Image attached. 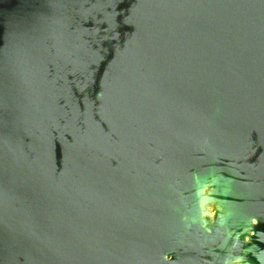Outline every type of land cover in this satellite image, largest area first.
<instances>
[{"label":"water","instance_id":"1","mask_svg":"<svg viewBox=\"0 0 264 264\" xmlns=\"http://www.w3.org/2000/svg\"><path fill=\"white\" fill-rule=\"evenodd\" d=\"M0 264H264V0H0Z\"/></svg>","mask_w":264,"mask_h":264}]
</instances>
